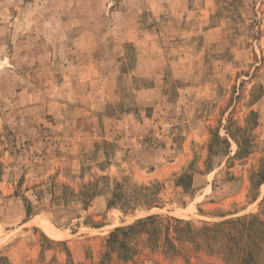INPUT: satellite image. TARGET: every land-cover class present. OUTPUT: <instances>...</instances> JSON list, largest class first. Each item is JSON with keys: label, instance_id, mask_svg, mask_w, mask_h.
<instances>
[{"label": "rangeland", "instance_id": "374dc122", "mask_svg": "<svg viewBox=\"0 0 264 264\" xmlns=\"http://www.w3.org/2000/svg\"><path fill=\"white\" fill-rule=\"evenodd\" d=\"M263 162L264 0H0V264H240L174 228L264 220Z\"/></svg>", "mask_w": 264, "mask_h": 264}, {"label": "trees", "instance_id": "16d2710c", "mask_svg": "<svg viewBox=\"0 0 264 264\" xmlns=\"http://www.w3.org/2000/svg\"><path fill=\"white\" fill-rule=\"evenodd\" d=\"M236 142L238 151L234 157L240 158L247 155L249 153V139H244L243 137L242 143L240 141ZM251 181L257 187H261L264 184V162L258 171L253 174ZM156 220L157 217H148L130 226L115 229L106 242L107 247L127 252L128 240L131 237L144 233L150 237L156 232V230L147 231L148 229H146L148 225L154 224ZM176 222L178 225L174 229L180 239L183 238L192 242L203 239L209 246H211V242H220L232 252L234 250L238 251L241 255L237 259L240 264H258L259 256L264 250V220L260 218L259 214L248 215L213 225L207 224L201 229L192 228L189 222L180 220H176ZM125 258L128 259V256L126 255Z\"/></svg>", "mask_w": 264, "mask_h": 264}]
</instances>
